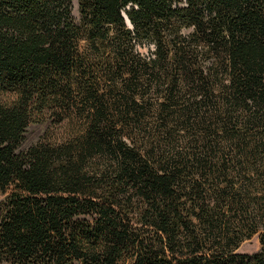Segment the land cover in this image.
<instances>
[{
    "label": "trees",
    "instance_id": "16d2710c",
    "mask_svg": "<svg viewBox=\"0 0 264 264\" xmlns=\"http://www.w3.org/2000/svg\"><path fill=\"white\" fill-rule=\"evenodd\" d=\"M0 264H264V0H0Z\"/></svg>",
    "mask_w": 264,
    "mask_h": 264
},
{
    "label": "rangeland",
    "instance_id": "374dc122",
    "mask_svg": "<svg viewBox=\"0 0 264 264\" xmlns=\"http://www.w3.org/2000/svg\"><path fill=\"white\" fill-rule=\"evenodd\" d=\"M47 130V124L32 125L26 134V140L23 144V149H28L36 144ZM261 249L258 235L252 239L245 241L239 249V252L253 254Z\"/></svg>",
    "mask_w": 264,
    "mask_h": 264
}]
</instances>
